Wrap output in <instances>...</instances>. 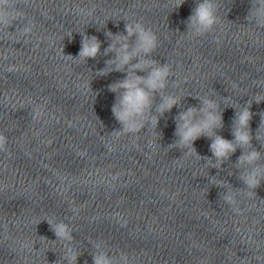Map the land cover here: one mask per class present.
<instances>
[{
	"label": "clouds",
	"instance_id": "clouds-1",
	"mask_svg": "<svg viewBox=\"0 0 264 264\" xmlns=\"http://www.w3.org/2000/svg\"><path fill=\"white\" fill-rule=\"evenodd\" d=\"M185 2L186 0H179L173 10ZM29 3L30 0H0V32L9 37H17L15 41L17 44L30 41L36 27L34 20L27 15L26 9ZM250 5L245 17L247 25L264 30V0H250ZM219 8V0H197L191 14L184 21L185 33L192 37H200L213 32L220 22ZM123 21H125L124 32L114 34L111 31H105L104 35L109 43L103 52H101L102 42L99 38L95 35L89 36L85 31L80 33L82 39L77 56L65 55L64 49L61 50L65 57L82 61L84 64H87L89 59L110 56L111 58L104 61L105 67L94 73L95 77H106L112 72L125 74L122 79L107 86L108 91L115 94L111 112L121 126L110 134L119 138L124 135H138L144 129H146L145 132L151 129L157 137L155 143H158L162 138V133L157 131L160 119L166 113H170L174 107L180 108L181 111L174 117L176 139L168 145V149L181 150L182 157L194 153L198 159L205 160L211 168L216 169H221L225 161L230 160L238 149L241 150L242 154L237 158L234 168L238 170L237 178L245 187L233 188L223 179L217 180L216 176L208 179L209 184L224 189L219 193V199L239 212V209L235 207L237 193L247 190L249 195L256 196L255 190L264 182V162H262L264 151L257 150L252 143L255 138L264 149V136L260 135L261 129L264 128V112L259 113L261 121L255 136L251 129L252 104L264 101V91L257 92L244 105L237 102L239 109L228 104V97L224 98L225 104L235 109L231 124L233 139H225L217 134V130L224 127L221 102L214 95L195 96L200 102L199 106H189L185 109L182 103L185 96L168 90L170 84L173 88L179 87V83L172 79L175 76L172 65L167 62L161 64L154 58V53L159 47L158 36L151 28L138 20ZM14 25L15 31L10 32L9 28ZM105 27L106 24L103 28ZM72 34L67 36L69 40ZM12 70L13 68L9 67L8 71ZM137 73H144V75ZM201 137L211 141V157H201L197 153L194 142ZM152 145L153 142L150 141L149 147ZM6 151L7 138L0 133V152ZM233 174L229 172V175ZM44 221L48 223L56 237V240L52 242L60 241L63 244V251L59 257L60 264H77L78 257L83 253L73 246L75 237L71 225L63 220ZM42 238L47 240L45 237ZM89 245L92 249L90 254L93 264H128L126 255L118 258L113 256L103 241L90 240ZM57 261L58 259L54 264H57ZM241 264H248L246 257L241 259Z\"/></svg>",
	"mask_w": 264,
	"mask_h": 264
}]
</instances>
